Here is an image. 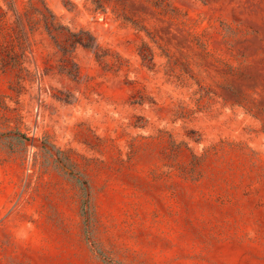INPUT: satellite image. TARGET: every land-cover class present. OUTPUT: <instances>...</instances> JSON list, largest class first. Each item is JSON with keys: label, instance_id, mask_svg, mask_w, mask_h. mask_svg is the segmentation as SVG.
Masks as SVG:
<instances>
[{"label": "rangeland", "instance_id": "374dc122", "mask_svg": "<svg viewBox=\"0 0 264 264\" xmlns=\"http://www.w3.org/2000/svg\"><path fill=\"white\" fill-rule=\"evenodd\" d=\"M0 264H264V0H0Z\"/></svg>", "mask_w": 264, "mask_h": 264}, {"label": "trees", "instance_id": "16d2710c", "mask_svg": "<svg viewBox=\"0 0 264 264\" xmlns=\"http://www.w3.org/2000/svg\"><path fill=\"white\" fill-rule=\"evenodd\" d=\"M99 8L103 7V0H92ZM55 17V16H54ZM77 35V34H72Z\"/></svg>", "mask_w": 264, "mask_h": 264}]
</instances>
